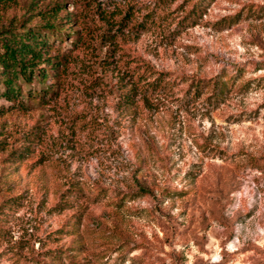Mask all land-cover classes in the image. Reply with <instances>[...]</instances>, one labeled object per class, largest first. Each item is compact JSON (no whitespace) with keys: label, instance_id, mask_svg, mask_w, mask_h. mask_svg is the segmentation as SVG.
<instances>
[{"label":"rangeland","instance_id":"1","mask_svg":"<svg viewBox=\"0 0 264 264\" xmlns=\"http://www.w3.org/2000/svg\"><path fill=\"white\" fill-rule=\"evenodd\" d=\"M26 27L61 62L0 96V264H264V0L0 4Z\"/></svg>","mask_w":264,"mask_h":264},{"label":"trees","instance_id":"2","mask_svg":"<svg viewBox=\"0 0 264 264\" xmlns=\"http://www.w3.org/2000/svg\"><path fill=\"white\" fill-rule=\"evenodd\" d=\"M6 1L9 0H0V4ZM190 9L193 10L194 8ZM44 25L52 33L50 29L54 27L53 24L46 22ZM46 43V37L40 33V30L29 27L0 38V81L2 85L0 96L11 99L12 93L18 92L17 85L14 84V79L17 77L30 80L31 77L37 76L42 79L45 76V70L40 68L37 72L34 69L36 63L47 62L53 64L52 61L54 60L56 66L59 65L60 58L52 60L47 56L48 54L40 52V47H44ZM219 83L222 82H218L217 79L212 80V86L215 89H220ZM45 88L48 87L45 86ZM212 93L214 92L212 91ZM139 191L143 190L139 189Z\"/></svg>","mask_w":264,"mask_h":264}]
</instances>
